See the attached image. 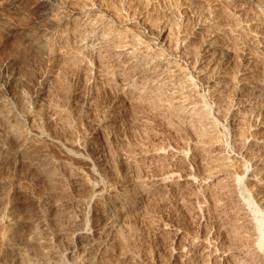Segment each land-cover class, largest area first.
<instances>
[{
  "label": "rangeland",
  "instance_id": "1",
  "mask_svg": "<svg viewBox=\"0 0 264 264\" xmlns=\"http://www.w3.org/2000/svg\"><path fill=\"white\" fill-rule=\"evenodd\" d=\"M38 2L0 0L1 261L19 264L22 257L20 264H25L24 254L32 244L65 253L68 243L51 242L52 233L63 221L91 211L96 240L107 237L108 243L93 254L83 246L68 257L70 264L94 259L98 264H264V146L254 140L264 139V0H52L72 10L74 28L81 24L87 32L98 25L102 35L110 31L103 35L109 41L96 52L100 54L85 48L80 54L82 48L68 38L74 29H45L30 36L9 32L10 26L21 29L27 21L46 23L56 16ZM151 30L160 34L157 47L149 41ZM38 33L48 35L43 42L47 48L41 43L39 49H23L42 38ZM127 36L132 44L125 41ZM145 41L148 45L139 49L137 43ZM121 45L131 50L127 53ZM139 52L158 63L164 57L170 60L174 78L142 96L121 94L100 80L111 62L119 57L120 62L130 61ZM98 133L105 136L103 145L95 143ZM171 169L193 171L195 183L185 182L180 191L167 193L158 177ZM254 173L263 178L252 180ZM16 218L25 229L16 225ZM11 248H19L21 257L12 258Z\"/></svg>",
  "mask_w": 264,
  "mask_h": 264
},
{
  "label": "bare ground",
  "instance_id": "2",
  "mask_svg": "<svg viewBox=\"0 0 264 264\" xmlns=\"http://www.w3.org/2000/svg\"><path fill=\"white\" fill-rule=\"evenodd\" d=\"M9 1V3H11V4H20L21 2H24V1H26V0H8ZM239 2V1H238ZM264 3V2H263ZM38 4L40 5V7L42 6L43 8H46V10H49V11H53L54 12V14L56 15H54L55 17L54 18H51L50 17V19H48V21H46V23H44V22H42V23H37V22H32V21H27V24H26V26L24 27V28H21V29H17V28H12L11 26L9 27V32H11V33H16V32H18L19 34H23V35H26V36H30V35H32V33L34 34V33H36V32H39V31H41V30H45V29H47V30H50V31H53V32H55V33H58V32H60L59 30H66V31H72L73 29H74V31H73V33H72V35H70L68 38L69 39H72V41H74L75 43H77L76 45H78V47L80 48H82L80 51L79 50H77V46H76V48L74 49V50H77V51H79L80 52V54H81V51L83 50V48H85L86 49V52H87V50H89L88 52H92V53H96V52H99V51H101L100 49L102 48V46H104V42L106 41V39H105V36L103 37V35H105V34H107V33H109V32H104V34L102 35L101 33L102 32H100L101 30L98 28V27H100V26H98L97 25V28L95 27L94 29H92V30H89V31H87V32H85L84 31V28H83V26H76L75 24V28H74V26H73V21H72V15H73V12H72V10L70 11V10H68L67 8V5L66 4H63V5H55L54 4V2H52V0H39V2H38ZM242 5V4H241ZM98 7H99V5H98ZM243 7V6H242ZM74 10V9H73ZM97 13V12H96ZM77 18V17H76ZM0 19H2L1 17H0ZM7 19V18H6ZM4 20V19H3ZM74 20V19H73ZM77 21L79 20V19H76ZM76 20H74V22L76 21ZM87 20V19H86ZM93 20V19H92ZM146 20V19H145ZM148 20V19H147ZM5 22L7 21V20H4ZM9 21V20H8ZM7 21V22H8ZM85 21V20H84ZM89 21H90V19H89ZM144 21V20H143ZM81 22V21H80ZM94 22V21H93ZM139 22H140V20H139ZM151 22H153V21H150V23ZM155 22V21H154ZM153 22V23H154ZM77 23V22H76ZM83 23V22H82ZM91 23H92V21H91ZM91 23H90V27H92L91 26ZM96 23H98V21H96ZM102 23V22H101ZM104 23V22H103ZM106 23V22H105ZM143 23V22H142ZM149 23V24H150ZM78 24V23H77ZM94 24H95V22H94ZM94 24H93V26H94ZM148 24V25H149ZM85 25V24H84ZM101 25V24H100ZM154 25V24H153ZM108 26V25H107ZM151 28L153 27L152 26V24H151V26H150ZM155 27V26H154ZM153 27V28H154ZM211 27V26H210ZM108 28V27H107ZM88 29H90V28H88ZM87 29V30H88ZM110 29H111V27H110ZM82 30H83V32H82ZM105 30V29H104ZM107 30V29H106ZM105 30V31H106ZM115 29L113 28L112 29V31H114ZM160 30V29H159ZM220 30V29H219ZM65 31V32H66ZM111 31V32H112ZM131 31V30H130ZM214 31V30H213ZM212 31V32H213ZM4 33V31H3V28L2 27H0V33ZM127 32V31H126ZM129 32V31H128ZM156 32H158V30L156 31ZM46 32H44L43 33V31H42V34H45ZM119 33H121V32H118V34ZM130 33V32H129ZM41 33H38L37 35H39L40 37H42L41 39L39 38V39H36V40H38V41H36V43H34V45H29V46H24V48L23 49H25V50H30L31 51V49H33L35 46L36 47H38V49H39V46H41V43H42V45H43V42L44 41H48L49 40V38H48V35H47V37H43L42 35H40ZM48 34H49V32H48ZM71 34V33H70ZM83 34H85V35H83ZM111 34V33H110ZM109 34V35H110ZM113 34H114V32H113ZM121 34H123V33H121ZM120 34V36H122ZM132 34V33H131ZM159 34V33H158ZM37 35H35V37H37L38 38V36ZM46 35V34H45ZM65 35V34H64ZM63 35V36H64ZM133 35L135 36V34L133 33ZM189 35V34H188ZM220 35V34H219ZM59 36V35H58ZM62 36V35H61ZM112 37H114L113 35H111ZM110 36V37H111ZM115 36H116V34H115ZM129 36H130V34H129ZM223 36V35H222ZM66 37H67V35H66ZM65 37V38H66ZM118 37V36H117ZM137 39H139L137 36H135ZM167 37V36H166ZM188 37V36H187ZM190 37V36H189ZM212 37V36H211ZM221 37V36H220ZM48 38V39H47ZM119 38V37H118ZM122 38H124V36H122ZM127 38V39H126ZM130 38H132V37H130ZM149 41H150V43H153V45L155 44L156 45V47L158 46V44H159V41L161 40V38H160V34L159 35H157L156 33H155V30H154V32L151 30V33H150V35H149ZM148 38H147V40H148ZM215 38V37H214ZM114 39V38H113ZM121 39V38H120ZM135 39V38H134ZM141 39V38H140ZM108 41H109V38L107 39ZM115 40H117V39H115ZM124 40V39H123ZM126 40H128V42L130 41L129 40V38H128V36L127 37H125V41ZM146 40V41H147ZM214 40V39H213ZM217 40V39H216ZM60 41V40H59ZM108 41H106V43L108 42ZM121 41H122V39H121ZM142 40H137L136 42H141ZM145 41V42H146ZM166 41V40H165ZM223 41V40H222ZM226 41V40H225ZM63 42V41H62ZM118 42H119V40H118ZM131 42V41H130ZM134 42V41H133ZM45 43V42H44ZM60 43V42H59ZM66 43V42H65ZM124 43V42H123ZM142 43V42H141ZM141 43H137L138 44V47H139V49H142L144 46H146V45H148L147 44V42L144 44V45H142ZM149 43V42H148ZM161 43H162V41H161ZM190 43V42H189ZM46 44V43H45ZM44 44V45H45ZM50 43L48 42V45H49ZM74 44V43H73ZM116 44V43H115ZM119 44V43H118ZM122 44V43H121ZM130 44V43H129ZM131 44H132V42H131ZM136 43H134L133 44V49L131 50V49H128L126 46H122L121 45V47H125V49H128V51H127V53L129 52V50H131V51H133L134 50V45H135ZM164 44V43H163ZM212 44H214L213 42H212ZM43 45V46H44ZM124 45H127V44H124ZM152 45V44H151ZM150 45V46H151ZM50 46V45H49ZM48 46V47H49ZM108 46V45H107ZM132 46V45H131ZM159 46H161V45H159ZM165 46V45H164ZM210 46H212V45H210ZM44 47H46V45L44 46ZM73 47V46H72ZM119 47H120V44H119ZM163 47V46H162ZM43 48V47H42ZM47 48V47H46ZM45 48V49H46ZM136 48V47H135ZM145 48V47H144ZM161 48V47H160ZM164 48V47H163ZM194 48V47H193ZM210 48V47H209ZM208 48V49H209ZM62 49V48H61ZM123 49V48H122ZM137 49V48H136ZM156 49V48H155ZM162 49V48H161ZM161 49H157V50H161ZM196 49V48H195ZM36 50V49H35ZM48 50V49H47ZM51 50H52V48H51ZM50 50V51H51ZM64 50V49H63ZM68 50V49H67ZM104 50H106V49H104ZM108 50V49H107ZM110 50V49H109ZM119 50H121V49H119ZM145 50V49H144ZM152 50V49H151ZM193 50V49H192ZM192 50L190 51V52H192ZM39 51V50H38ZM55 51V50H54ZM116 51V50H115ZM121 51H124V50H121ZM138 51H140V50H138ZM162 51V50H161ZM185 51V50H184ZM52 52H53V50H52ZM51 52V53H52ZM70 52V51H69ZM111 52V51H110ZM137 52V51H136ZM135 52V53H136ZM182 52V51H181ZM194 52H196V51H194ZM55 53V52H54ZM75 53H76V51H75ZM83 53V52H82ZM126 53V52H125ZM133 53V52H132ZM131 53V54H132ZM140 53V52H139ZM142 53V52H141ZM140 53V55H138V56H133L132 58H130V61L128 60V61H124V62H120V60H118L119 58H121V57H119L116 61H114L113 63L111 62V64L110 63H108V64H110V66H112V68L111 69H109V68H107L105 71H103V72H101V77H102V79H100L101 81H103L104 82V84L108 87V88H115L116 90H118L121 94H124V95H127V94H131V95H135V94H140V93H143V92H145V94H146V92L147 91H152V90H156L160 85H163L164 83H169V81L171 80L170 78L171 77H173V72H174V70H172V68H171V66H172V64H171V62H170V60H168V61H165V57H164V61H162L161 60V58H159L160 60H161V63L159 62L158 63V61L156 60V58L155 59H148L147 58V54H141ZM144 53V52H143ZM148 53V52H147ZM153 53H155V52H153ZM157 53V52H156ZM185 53V52H184ZM53 54V53H52ZM56 54V53H55ZM68 54H70V53H68ZM79 54V55H80ZM96 54H100V53H96ZM130 54V53H129ZM160 54V53H159ZM178 54V53H177ZM183 54V53H182ZM181 54V55H182ZM188 53H186V55H187ZM190 54V53H189ZM54 55V54H53ZM78 55V54H77ZM134 55V54H133ZM152 55V54H151ZM150 55V51H149V56H151ZM154 55V54H153ZM157 55H158V53H157ZM185 55V54H184ZM65 56V55H64ZM74 56V55H73ZM88 56V55H87ZM90 56V55H89ZM120 56V55H119ZM148 56V57H149ZM155 56V55H154ZM161 56H162V54H161ZM164 56V55H163ZM75 57H77V56H75ZM85 57V56H84ZM103 57V56H102ZM131 57V56H130ZM158 57H159V55H158ZM183 57V56H182ZM187 57H188V55H187ZM51 58V57H50ZM53 58V57H52ZM62 58V57H61ZM80 58V57H79ZM89 58V57H88ZM151 58V57H150ZM152 58H153V56H152ZM168 58V57H167ZM185 58H186V56H185ZM78 59V58H77ZM123 59V58H122ZM170 59V58H169ZM176 59V58H175ZM182 59V58H181ZM184 59V58H183ZM187 59H189V58H187ZM186 59V60H187ZM47 60V59H46ZM72 60V59H71ZM112 60V59H111ZM49 61H51V60H49ZM70 61V60H69ZM173 61V60H172ZM64 62V61H63ZM67 62V61H66ZM66 62H64V63H66ZM76 62H77V60H76ZM75 61H74V63L73 64H75L76 63ZM44 63V62H43ZM63 63V64H64ZM72 63V62H71ZM175 63H176V61H175ZM48 64H49V62H48ZM56 64V63H55ZM77 64V63H76ZM176 64H178V63H176ZM60 65V64H59ZM70 65V64H69ZM72 65V64H71ZM44 66V65H43ZM77 66V65H76ZM79 66V65H78ZM81 66V65H80ZM107 66V65H106ZM105 66V67H106ZM174 66V65H173ZM176 66V65H175ZM87 67V66H86ZM212 67V66H211ZM214 67V66H213ZM216 67V66H215ZM59 68V67H58ZM76 68V67H75ZM174 69H177V68H175V67H173ZM201 68V67H200ZM200 68H199V70H200ZM217 68V67H216ZM211 69H213V68H211ZM63 70H65L64 68H63ZM68 70H69V67H68ZM71 70H72V66H71ZM74 70V69H73ZM87 70V69H86ZM104 70V69H103ZM206 70V69H205ZM48 71V70H47ZM58 71V70H57ZM61 71H62V68H61ZM81 71V70H80ZM221 71V70H220ZM253 71V70H252ZM60 72V71H59ZM176 72H177V70H176ZM175 72V73H176ZM200 72V71H199ZM41 73H42V71H41ZM41 73H39V74H41ZM52 73V72H51ZM73 73V72H72ZM180 73V72H179ZM203 73V72H202ZM228 73V72H227ZM251 73V72H250ZM43 74V73H42ZM41 74V75H42ZM57 74H58V72H57ZM178 74V73H177ZM249 74V73H248ZM252 74H254L253 72H252ZM41 75H40V77H41ZM180 75V74H179ZM212 75V74H211ZM246 75V74H245ZM39 76V75H38ZM37 76V77H38ZM45 76H47V75H45ZM91 76V75H90ZM177 76V75H176ZM209 76V75H208ZM36 77V78H37ZM44 77V76H43ZM50 77V76H49ZM85 77V76H84ZM88 77V76H87ZM140 77H141V79H140ZM145 78V79H143V78ZM199 77V76H198ZM212 77V76H211ZM35 78V79H36ZM45 78V77H44ZM53 78V77H52ZM96 78V77H95ZM174 78V77H173ZM49 79V78H48ZM98 79V78H97ZM186 79H188V78H186ZM202 79V78H201ZM211 79V78H210ZM224 79V78H223ZM249 79H251V78H249ZM263 79V78H262ZM173 80V79H172ZM182 80V79H181ZM261 80V79H260ZM36 81V80H35ZM75 81V80H74ZM253 81V80H252ZM46 82H48V81H46ZM96 82H97V80H96ZM99 82V81H98ZM173 82V81H172ZM254 82V81H253ZM38 83V82H37ZM41 83H42V79H41ZM89 83V82H88ZM174 83V82H173ZM176 83V82H175ZM191 83V82H190ZM215 83H217V81L215 82ZM43 84H46V83H43ZM172 84V83H171ZM214 84V83H213ZM219 84V83H218ZM217 84V85H218ZM42 85V84H41ZM48 85V84H47ZM94 85H97V84H95L94 83ZM99 85V84H98ZM97 85V86H98ZM102 85V84H101ZM190 85V84H189ZM215 86H216V84H214ZM220 85V84H219ZM104 86V85H103ZM102 86V87H103ZM165 86V85H164ZM179 86V85H178ZM183 86V85H182ZM74 87V86H73ZM139 87H141V88H143L145 91H139V90H141ZM244 87V86H243ZM257 87V86H256ZM190 88V87H189ZM194 88V87H193ZM220 88V87H219ZM248 88V87H247ZM45 89V88H44ZM75 89V88H74ZM139 89V90H138ZM212 89H214V88H212ZM220 89H222V88H220ZM220 89H217V90H219L220 91ZM224 89V88H223ZM38 90V89H37ZM42 90V89H41ZM71 90V89H70ZM159 90V89H158ZM168 90V89H167ZM175 90V89H174ZM183 90H185V89H183ZM209 90V89H208ZM214 90H216V89H214ZM213 90V91H214ZM216 90V91H217ZM176 91V90H175ZM210 91H212V90H210ZM117 92V91H116ZM152 92H154V91H152ZM159 92V91H158ZM162 92V91H161ZM193 92V91H192ZM155 93V92H154ZM181 93V92H180ZM183 93V92H182ZM210 93V92H209ZM215 93V92H214ZM217 93V92H216ZM78 94V93H77ZM144 94V95H145ZM150 94V93H149ZM218 94V93H217ZM217 94H215V95H217ZM219 94H221L220 92H219ZM151 95V94H150ZM156 95V94H155ZM163 95V94H162ZM184 95H185V93H184ZM210 95V94H209ZM140 96H142V94H140ZM149 96V95H148ZM147 96V97H148ZM152 96V95H151ZM222 96V95H221ZM126 97V96H125ZM124 97V98H125ZM163 97V96H162ZM186 97V96H185ZM184 97V98H185ZM188 97V96H187ZM211 97V96H210ZM212 97H214V96H212ZM218 97V96H217ZM38 98V97H37ZM138 98V97H137ZM146 98V97H145ZM150 98V97H149ZM154 98V97H153ZM180 98V97H179ZM204 98V97H203ZM133 99V98H132ZM141 99V98H140ZM159 99V98H158ZM161 99V98H160ZM159 99V100H160ZM172 99V98H171ZM181 99H183V98H181ZM117 100V99H116ZM164 100V99H163ZM184 100V99H183ZM191 100V99H190ZM204 100V99H203ZM71 101V100H70ZM94 101V100H93ZM220 101V103H221V100H219ZM73 102V101H72ZM181 102V101H180ZM192 102V101H191ZM198 102H200V101H198ZM197 102V103H198ZM71 103V102H70ZM77 103H79V102H77ZM95 103V102H94ZM116 103H118V102H116ZM164 103H166V102H164ZM182 103V102H181ZM219 103V102H218ZM224 103V102H223ZM73 104V103H72ZM121 104V103H120ZM170 104V103H169ZM167 105V104H165V105H167L168 107L169 106H171L172 107V105ZM176 104V103H175ZM180 104V103H179ZM194 104H196V103H194ZM194 104H192L193 106L192 107H194ZM200 104V103H199ZM198 104V105H199ZM202 104V103H201ZM241 104V103H240ZM90 105V104H89ZM88 105V106H89ZM185 105V104H184ZM187 105V104H186ZM191 105V104H190ZM78 106V105H77ZM81 106V105H80ZM173 106H174V104H173ZM180 106V105H179ZM183 106V105H182ZM197 106V105H196ZM195 106V107H196ZM201 106V105H200ZM207 106V105H206ZM206 106H205V108H206ZM99 107V106H98ZM170 107V108H171ZM177 107V106H176ZM228 107V106H227ZM82 108V107H81ZM85 108H86V106H85ZM85 108H84V110H85ZM178 108V107H177ZM181 108V107H180ZM188 108V107H187ZM202 108V107H201ZM204 108V109H205ZM209 108V107H208ZM221 108V107H220ZM243 108V107H242ZM241 108V109H242ZM79 108H77V110H78ZM165 109V108H164ZM175 109V108H174ZM184 109V108H183ZM194 109V108H193ZM200 109V108H199ZM203 109V108H202ZM203 109V110H204ZM244 109V108H243ZM51 110H52V108H51ZM93 110V109H92ZM185 110V109H184ZM188 110V109H187ZM190 110H192V109H190ZM236 110H237V108H236ZM235 110V111H236ZM11 111V110H10ZM74 111V110H73ZM112 111V110H111ZM110 111V112H111ZM166 111V110H165ZM177 111V110H176ZM178 111H180V110H178ZM177 111V112H178ZM200 111H202L201 109H200ZM200 111L198 112V110L196 111V113L198 112V113H200ZM207 111H208V109H207ZM209 111H211V109L209 110ZM233 111V110H232ZM238 111V110H237ZM236 111V112H237ZM243 111V110H242ZM37 112V111H36ZM61 112V111H60ZM69 112V111H68ZM115 112V111H114ZM174 112V111H173ZM181 112V111H180ZM204 112V111H203ZM236 112H235V114H236ZM73 113V112H72ZM83 113V112H82ZM88 113V112H87ZM117 113V112H116ZM170 113V112H169ZM183 113V112H182ZM185 114H187V112H184ZM195 113V112H194ZM195 113V114H196ZM209 114H211L210 112H208ZM207 113V114H208ZM225 113V112H224ZM232 113V112H231ZM234 113V112H233ZM239 113H240V111H239ZM39 114V113H38ZM69 114V113H68ZM171 114H172V112H171ZM176 114V113H175ZM201 114V113H200ZM200 114H199V116H200ZM203 114V113H202ZM206 114V113H205ZM204 114V115H205ZM102 115V114H101ZM100 115V116H101ZM107 115V114H106ZM192 115V114H191ZM190 115V116H191ZM194 115V114H193ZM223 115H227V114H223ZM244 115V114H243ZM9 116V115H8ZM63 116V115H62ZM182 116V115H181ZM184 116V115H183ZM195 116V115H194ZM196 116H197V114H196ZM201 116H203V115H201ZM200 116V117H201ZM43 117H44V115H43ZM75 117V116H74ZM82 117V116H81ZM204 117V116H203ZM208 117H209V115H208ZM234 117V116H233ZM1 118V117H0ZM3 118V117H2ZM73 118V117H72ZM197 118H199V117H197ZM205 118V117H204ZM35 119H36V117H35ZM41 119H43V118H41ZM47 119V118H46ZM76 119V118H75ZM104 119V118H103ZM180 119V118H179ZM195 119H196V117H195ZM3 120V119H2ZM1 120V121H2ZM8 120V119H7ZM14 120H16V119H14ZM44 120H45V117H44ZM48 120V119H47ZM63 120V119H62ZM193 120V119H192ZM191 119H190V121H192ZM196 120H198V119H196ZM211 119H209V121H210ZM53 121V120H52ZM57 121V120H56ZM68 121V120H67ZM199 121V120H198ZM202 121H203V119H202ZM12 122V121H11ZM19 122H21V121H19ZM36 122V121H35ZM34 122V123H35ZM192 122H194V121H192ZM205 122H207V121H205ZM213 122H214V125L216 124L215 123V121H214V119H213ZM212 121L210 122V123H213ZM2 123V122H1ZM1 123H0V125H1ZM60 123V122H59ZM64 123V122H63ZM69 124H70V122H68ZM105 123V122H104ZM13 124V123H12ZM109 124V123H108ZM185 124V123H184ZM209 124V123H208ZM9 125V124H8ZM55 125V124H54ZM204 125V124H203ZM202 125V126H203ZM213 125V126H214ZM16 126V125H15ZM56 126H57V124H56ZM106 126V125H105ZM2 127V126H1ZM18 127H20V126H18ZM42 127V126H41ZM40 127V128H41ZM48 127H50V126H48ZM61 127V126H60ZM73 127H74V125H73ZM99 127V126H98ZM97 127V128H98ZM101 127V126H100ZM103 127V126H102ZM210 127H212V126H210ZM8 128V127H7ZM6 128V129H7ZM17 128V127H16ZM21 128H22V126H21ZM56 128V127H55ZM195 128V127H194ZM209 128V127H208ZM58 129V128H57ZM61 129V128H60ZM3 130V129H2ZM10 130V129H9ZM97 130V129H96ZM104 130V129H103ZM200 130V129H199ZM204 130V129H203ZM18 131V130H17ZM21 131V130H20ZM107 131V130H106ZM204 131H206V130H204ZM208 131V130H207ZM21 132H23V131H21ZM95 132V131H94ZM99 132V131H98ZM197 132V131H196ZM104 133V132H103ZM107 133V132H106ZM212 133V132H211ZM253 133V132H252ZM258 133V131L256 132V134ZM100 133H98V135H99ZM109 134V133H108ZM197 134V133H196ZM199 134V133H198ZM197 134V135H198ZM201 134V133H200ZM206 134V133H205ZM214 134V133H213ZM255 134V133H254ZM260 134H261V132H260ZM104 135H107V134H105L104 133ZM104 135H102V133H101V135H99L98 136V138L95 140V143L96 144H98V145H100L102 142H103V140H104ZM208 135V134H207ZM258 135V134H257ZM262 135V134H261ZM93 136V135H92ZM109 136V135H108ZM110 136H111V134H110ZM113 136V135H112ZM117 136V135H116ZM243 136H245V135H243ZM252 136V135H251ZM251 136H249V137H251ZM24 137V136H23ZM97 137V136H96ZM210 137V136H209ZM257 137V136H256ZM21 138V137H20ZM263 137H257V138H254V140L257 142V143H259L260 144V146H264V139H262ZM110 139H112V137L110 138ZM116 139V138H115ZM243 139V138H242ZM242 139H240L241 141H240V144H242L243 142H242ZM246 139V138H245ZM26 140L28 141V139L26 138ZM106 140V139H105ZM244 140V139H243ZM247 140V139H246ZM249 140H250V138H249ZM23 141V142H22ZM21 142L22 143H25L24 142V139L22 140ZM85 141V140H84ZM87 141V140H86ZM107 141H108V138H107ZM107 141H105V142H107ZM114 141V140H113ZM29 142V141H28ZM242 142V143H241ZM252 142V141H251ZM3 143V142H2ZM21 143V144H22ZM27 143V142H26ZM104 143V142H103ZM103 143H102V145H103ZM204 143V142H203ZM249 143V142H248ZM253 143V142H252ZM255 143V142H254ZM6 144V143H5ZM29 144H30V142H29ZM34 144V143H33ZM87 144V143H86ZM237 144V143H236ZM238 144H239V141H238ZM38 145V144H37ZM243 145H245V144H243ZM2 146V145H1ZM22 146V145H21ZM26 146H27V144H26ZM96 146V145H95ZM115 146V145H114ZM242 146V145H241ZM246 146V145H245ZM250 146V145H249ZM29 146H27V148H28ZM120 147V146H119ZM118 147V148H119ZM257 147H259V146H257ZM23 148V147H22ZM110 148V147H109ZM240 148H243V146L242 147H240ZM240 148H239V153L241 152L240 151ZM247 148V147H246ZM246 148H244L245 150H246ZM250 148V147H249ZM261 148V147H260ZM259 148V149H260ZM26 149V148H25ZM112 149V148H111ZM116 149V148H115ZM248 149V148H247ZM109 150V149H108ZM264 150V149H263ZM262 150V151H263ZM22 151V150H21ZM122 151V150H121ZM142 151V150H141ZM25 152V151H24ZM123 152V151H122ZM156 152V151H155ZM160 152V151H159ZM165 152V151H164ZM247 152V151H246ZM246 152H245V154H246ZM166 153V152H165ZM185 153V152H184ZM238 153V154H239ZM99 154V153H98ZM244 154V153H243ZM1 155V154H0ZM16 155V154H15ZM186 155V154H185ZM240 155L242 156V154L240 153ZM6 156V155H5ZM125 156V155H124ZM237 156H239V155H237ZM241 156H239V157H241ZM244 156V155H243ZM11 156H9L8 158L9 159H11L10 158ZM102 157V156H101ZM4 158V157H3ZM8 158H7V160H8ZM261 158V157H260ZM5 159V158H4ZM259 159V158H258ZM257 159V160H258ZM13 160V159H12ZM31 160H33V159H31ZM41 160V159H40ZM97 160V159H96ZM255 160V159H254ZM262 160L264 161V152H263V157H262ZM262 160H261V162H262ZM5 161H6V159H5ZM6 162H8V161H6ZM32 162V161H31ZM34 162V161H33ZM40 162V161H39ZM257 162V161H256ZM100 163V162H99ZM263 164H264V162H262ZM33 164V163H32ZM45 164V163H44ZM105 164V163H104ZM6 165V164H5ZM9 165V164H8ZM103 166V165H102ZM257 167V166H256ZM42 168V167H41ZM106 169H107V167H106ZM44 170V169H43ZM49 170V169H48ZM258 170H260V169H258ZM261 176H263L264 177V165L262 166V168H261ZM254 172V171H253ZM44 173H46V172H44ZM257 173H259V171L257 172ZM252 174V173H251ZM47 175H48V173H47ZM193 175H194V173H193V171H191V170H189V169H186L185 171H184V174L182 173V171H179L178 169L176 170V169H171V170H169L168 172H167V174H165V175H163V174H161V176H159L158 177V181L160 182V184L162 185V187H163V190H165L167 193H169V192H173V190L175 191V190H177V191H180L181 190V188L183 187V184L185 183V182H191V181H193L194 182V177H193ZM207 176H210V175H207ZM204 177V179H203V182H205V183H207L208 181H210V179L208 178V177ZM215 176H216V174H215ZM219 176V175H218ZM261 176H256V173H254V175H252V177H251V179L252 178H254L255 180L256 179H258V178H263V177H261ZM76 178H78L77 176H75ZM81 177V176H80ZM212 177V176H211ZM210 177V178H211ZM85 178V177H84ZM203 178V177H202ZM201 178V179H202ZM1 180V179H0ZM3 180V179H2ZM8 180V179H7ZM200 180V179H199ZM253 180V179H252ZM11 181V180H10ZM53 181V180H52ZM59 181V180H58ZM202 181V180H201ZM237 181V180H236ZM257 181V180H256ZM255 181V182H256ZM4 182V181H3ZM9 182V181H8ZM7 182V183H8ZM76 182V181H75ZM142 182V181H141ZM189 182V183H190ZM199 182V181H198ZM235 182V181H234ZM258 182V181H257ZM192 183V182H191ZM195 183V182H194ZM202 183V182H201ZM211 183V182H210ZM5 184V183H4ZM261 184V183H260ZM72 185V184H71ZM1 186V185H0ZM206 186V185H205ZM2 187H3V185H2ZM56 187V186H55ZM75 187V186H74ZM263 187V186H262ZM93 188H94V186H93ZM130 188V187H129ZM184 188V187H183ZM261 188V187H260ZM67 189V188H66ZM183 190V189H182ZM184 191V190H183ZM131 192V191H130ZM134 192V191H133ZM176 192V191H175ZM126 194V193H125ZM134 194V193H133ZM166 195V194H165ZM180 195V194H179ZM135 195H133V197H134ZM182 196V195H181ZM173 197V196H172ZM177 198V197H176ZM126 199V198H125ZM174 199V198H173ZM92 200V199H91ZM90 200V201H91ZM114 200V199H113ZM131 200V199H130ZM97 201V200H96ZM263 201V200H262ZM99 202V201H98ZM97 202V203H98ZM43 203V202H42ZM96 203V204H97ZM262 203V202H261ZM50 204V203H49ZM67 204V203H66ZM95 204V203H94ZM119 204V203H118ZM10 205H11V203H10ZM54 205V204H53ZM98 205V204H97ZM116 205H117V203H116ZM123 205V204H122ZM8 206V205H7ZM64 206V205H63ZM110 206V205H109ZM121 206V205H120ZM10 207H13L12 205L10 206ZM14 208V207H13ZM40 208H41V206H40ZM49 208V207H48ZM56 208V207H55ZM63 208V207H62ZM96 208V207H95ZM95 208H93V209H95ZM104 208V207H103ZM118 208V207H117ZM8 209V208H7ZM11 210H13L12 208H10ZM45 209V208H44ZM47 209V208H46ZM57 209V208H56ZM110 209V208H109ZM50 210V209H49ZM82 210H84V209H82ZM96 210V209H95ZM121 210V209H120ZM5 211V210H4ZM10 211V210H9ZM14 212H16L15 210H13ZM43 211V210H42ZM45 211V210H44ZM51 211V210H50ZM49 211V212H50ZM62 211V210H61ZM11 212V211H10ZM52 212V211H51ZM84 212V211H83ZM86 212V211H85ZM100 212H101V209H100ZM99 212V213H100ZM106 212V211H105ZM127 212V211H126ZM8 214H9V212H7ZM17 213V212H16ZM15 213V214H16ZM43 213V212H42ZM63 213H64V211H63ZM87 213V212H86ZM102 213H104L103 211H102ZM7 214V215H8ZM49 214V213H48ZM80 214H81V211H80ZM101 214V213H100ZM111 214H113V213H111ZM117 214V213H116ZM119 214V213H118ZM92 215H93V212H89L88 214H82V215H78L76 218H71V219H68V220H65V221H63L62 222V224H61V227H59V230H57V231H54L53 233H52V235H51V238H49V240L51 241V242H60L61 240L60 239H62L63 241H65L66 243H68V245L67 246H69V248L66 250V252L65 253H61V252H59L58 251V249L56 248H53V247H50V248H43V249H40V248H38V247H36V245L35 244H32L31 245V247H30V249L24 254L25 255V264H70L69 262H67V260L69 261V259H68V257H73V255H75V254H78L79 253V250H80V248H82L83 246H85V248L88 250L87 251V253H89V252H91L93 249H96L98 246L100 247V246H104L106 243H108L107 241H108V238L106 237V238H103V239H101L100 241H97L96 240V238H98V237H96V230H95V228H93V224L92 225H90V218L92 217ZM108 215V214H107ZM115 215V214H114ZM46 216V215H45ZM54 216V215H53ZM113 216V215H112ZM118 216V215H117ZM119 216H120V214H119ZM118 216V217H119ZM2 217H4L3 215H2ZM2 217H0L1 218V220H2ZM11 217V216H10ZM9 217V218H10ZM66 217V216H65ZM72 217V216H71ZM114 217V216H113ZM20 218V217H19ZM19 218H18V220H17V218L15 219L16 221H15V223H16V225L17 226H20V224L21 225H23L24 226V229H25V226H27L25 223H23V222H19L20 220H19ZM21 218H23V217H21ZM100 218V217H99ZM109 218V217H108ZM115 218V217H114ZM7 219H8V217H7ZM24 219V218H23ZM22 219V220H23ZM3 220H4V218H3ZM7 221H9V222H12L13 223V219H9V220H7ZM96 221V220H95ZM118 221V220H117ZM124 221V220H123ZM3 222V221H2ZM1 222V223H2ZM5 222V221H4ZM112 222H114V221H112ZM6 223V222H5ZM12 223H11V225H12ZM14 223V224H15ZM94 223V222H93ZM47 225V223H42V225ZM109 224V223H108ZM113 224H115V222L113 223ZM3 225V224H2ZM9 225V224H8ZM7 225V226H8ZM10 225V226H11ZM16 225H13V226H16ZM31 225V224H30ZM41 225V224H40ZM117 225V224H116ZM6 226V225H5ZM107 226H109V225H107ZM113 226V225H112ZM21 227V226H20ZM19 227V228H20ZM39 227V226H38ZM42 227H44V226H42ZM95 227V226H94ZM111 228V227H110ZM3 229V227H1L0 228V232H2V231H4V230H2ZM16 229H18V228H16ZM22 229V228H21ZM33 229V228H32ZM56 229V228H55ZM97 229V228H96ZM107 229V228H106ZM255 229V228H254ZM19 230V229H18ZM27 230V229H26ZM108 230H109V228H108ZM107 230V231H108ZM116 230V229H115ZM98 231H100V230H98ZM29 232V231H28ZM106 232V231H105ZM99 233V232H98ZM101 233V232H100ZM99 233V234H100ZM109 233H111V232H109ZM4 234H5V232H4ZM9 234V233H8ZM106 234H108V233H106ZM5 235H7V234H5ZM98 235V234H97ZM11 236V235H10ZM101 236V235H100ZM108 237H109V235H107ZM0 237L3 239V237H5V236H2L1 235V233H0ZM6 237H8V235L6 236ZM104 237V236H103ZM111 237V236H110ZM12 238V237H11ZM4 239H6V238H4ZM111 239V238H110ZM1 240V239H0ZM8 240V239H7ZM12 240H13V238H12ZM98 240H99V238H98ZM111 241V240H110ZM1 243V242H0ZM3 243H4V241H3ZM35 243V242H34ZM5 244V243H4ZM55 244H57V243H55ZM60 244V243H59ZM18 245V244H17ZM1 246H2V244H1ZM52 246V245H51ZM15 247V246H14ZM2 248V247H1ZM8 248V247H7ZM10 248V247H9ZM12 249V248H11ZM106 249V248H105ZM4 250H6V248L4 249ZM21 250H23V249H21ZM85 250V249H84ZM1 251V250H0ZM81 251V250H80ZM94 251V250H93ZM7 252H9V251H7ZM258 252H260V250L258 251ZM10 253V252H9ZM11 253L13 254V256H12V254H11V256H12V258L14 257V256H16V259H17V257L18 258H20L21 257V254L23 253L22 251L20 252V250H19V248H13L12 250H11ZM95 253H96V251H95ZM91 254H93L92 252H91ZM123 254H126V253H122V255ZM223 254V253H222ZM261 254L263 255V259H261V260H263L262 262H264V249L261 251ZM3 255V254H2ZM88 255V254H87ZM260 255V254H259ZM91 256V255H90ZM95 256H96V254H95ZM103 256V255H102ZM126 256V255H125ZM225 256V255H224ZM2 256H0V258H1ZM6 257L8 258V254L6 255ZM89 257V256H88ZM97 257V256H96ZM95 257V258H96ZM127 257V256H126ZM126 257H125V259H126ZM252 257V256H251ZM4 258V257H3ZM84 258V257H83ZM120 258V257H119ZM255 258V257H254ZM258 258H259V256H258ZM5 259V258H4ZM9 259V258H8ZM15 259V258H14ZM21 260H23L22 259V257L20 258ZM85 259V258H84ZM90 259V258H89ZM100 259V258H99ZM257 259V258H256ZM256 259H254V260H256ZM259 259V260H260ZM10 260V259H9ZM12 260V259H11ZM19 260V259H18ZM18 260L16 261L15 260V262H18ZM21 260H19L20 261V263H21ZM121 260V259H120ZM120 260H118V261H120ZM248 260V259H247ZM253 260V261H254ZM258 260V262H260ZM5 261H8L7 259L5 260ZM98 261V260H97ZM246 261V260H245ZM9 262V261H8ZM7 262V263H8ZM11 262V261H10ZM116 262H117V260H116ZM248 262H249V260H248ZM257 262V261H256ZM19 263V264H20ZM82 263H83V261H82ZM81 263V264H82ZM86 263V262H85ZM122 263V262H121ZM241 263V262H240ZM247 263V262H246ZM255 263V262H254ZM253 263V264H254ZM0 264H6L5 262H4V260L3 261H1V259H0ZM12 264V263H11ZM14 264H16V263H14ZM23 264V263H22ZM80 264V263H79ZM89 264H98L97 262H96V260L94 259V261L92 262L91 261V263L89 262ZM117 264H119V263H117ZM242 264H243V262H242ZM245 264V263H244Z\"/></svg>",
  "mask_w": 264,
  "mask_h": 264
}]
</instances>
